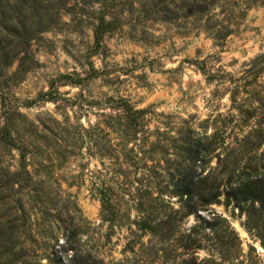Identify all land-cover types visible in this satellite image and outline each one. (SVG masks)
I'll use <instances>...</instances> for the list:
<instances>
[{"label": "rangeland", "instance_id": "rangeland-1", "mask_svg": "<svg viewBox=\"0 0 264 264\" xmlns=\"http://www.w3.org/2000/svg\"><path fill=\"white\" fill-rule=\"evenodd\" d=\"M43 1L28 44L0 35V264H49L65 230L104 264H264V222L221 198L218 244L167 184L184 135L264 165V0Z\"/></svg>", "mask_w": 264, "mask_h": 264}, {"label": "trees", "instance_id": "trees-1", "mask_svg": "<svg viewBox=\"0 0 264 264\" xmlns=\"http://www.w3.org/2000/svg\"><path fill=\"white\" fill-rule=\"evenodd\" d=\"M45 1H47L46 4L55 1L58 9L63 12L72 10L74 15L81 13L78 9L74 11V8L77 7L75 0H71L74 3L72 7H69L70 2H63L62 0L52 2L44 0L43 2L45 3ZM34 3V0H0V35L4 34V37L10 41L14 38L21 41V44H28V41L32 39L30 35L32 33L34 35V31H31V17L21 16V12L25 11L22 8L26 5H35ZM10 9L15 10L10 11ZM48 13L49 10L43 6V19L41 21H46L47 18L44 17H48ZM103 24L101 19L94 29L96 39L101 35L100 29ZM47 27L46 24L43 31ZM129 110L130 113H137L133 112L132 109ZM224 145L223 134L220 131H214L209 136L184 135L180 139V146L177 147L180 160H176L179 162L173 164V167L167 172L169 176L167 184L169 183L172 193L179 200V211H174V213L180 212L182 216L188 217L198 211L206 212L210 216V221L200 219L197 227L201 226L200 228L203 230L210 229V233L214 235L218 244H223L230 235H234L226 220L209 210L211 205H220L221 198L224 206H232L243 216L246 229L256 230L258 229L257 225L264 222V165L260 166L253 163L250 161L251 159L243 161L244 158L240 153L234 157L230 155V151L227 154H222L220 151L224 149ZM213 159L216 162L214 166H211ZM155 200H160L163 203L160 198ZM143 206L145 209V205ZM215 220L223 222L226 225L225 230L230 235L217 234L215 232ZM161 225L169 224L165 221H158L157 225L149 226L142 222V227L150 230L153 234L158 233V227ZM195 230L196 227L194 226L186 235L187 241L183 245L195 246L196 239L192 235L197 233ZM75 236L74 230H65L62 235L63 242L54 241L47 256L49 264H104L91 254L81 252L74 241ZM19 249V252L23 250V248ZM13 258V261L18 259Z\"/></svg>", "mask_w": 264, "mask_h": 264}]
</instances>
